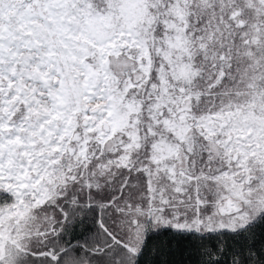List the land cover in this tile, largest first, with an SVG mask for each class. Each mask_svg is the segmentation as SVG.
<instances>
[{"label": "snow or ice", "instance_id": "1", "mask_svg": "<svg viewBox=\"0 0 264 264\" xmlns=\"http://www.w3.org/2000/svg\"><path fill=\"white\" fill-rule=\"evenodd\" d=\"M0 264H264V0H0Z\"/></svg>", "mask_w": 264, "mask_h": 264}]
</instances>
